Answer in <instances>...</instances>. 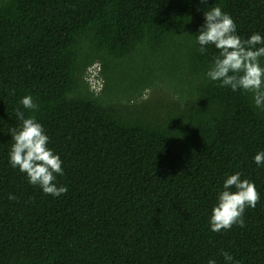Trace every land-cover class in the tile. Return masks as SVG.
Returning a JSON list of instances; mask_svg holds the SVG:
<instances>
[{"label": "trees", "instance_id": "obj_1", "mask_svg": "<svg viewBox=\"0 0 264 264\" xmlns=\"http://www.w3.org/2000/svg\"><path fill=\"white\" fill-rule=\"evenodd\" d=\"M215 6L241 39L264 37V0H0V264H264V111L206 76L218 52L193 37ZM17 108L43 126L66 194L10 166ZM236 172L260 200L244 228L213 232Z\"/></svg>", "mask_w": 264, "mask_h": 264}, {"label": "clouds", "instance_id": "obj_2", "mask_svg": "<svg viewBox=\"0 0 264 264\" xmlns=\"http://www.w3.org/2000/svg\"><path fill=\"white\" fill-rule=\"evenodd\" d=\"M207 4L208 0H200ZM204 24L194 38L199 45V51L205 52L208 46H214L218 54L206 73L212 82H219L220 87L230 88L232 91H242L250 94L254 106L264 111V66L260 59L264 57V37L259 33L248 39H241L237 34V26L231 16L218 6L204 11ZM187 34V33H186ZM85 78L91 91L98 94L101 80L100 70L94 66L88 69ZM22 109L38 111L39 106L31 96L20 100ZM15 114L20 121L18 129H11L12 147L9 152V163L13 169L26 174L29 183L38 186L46 195L59 197L67 193L66 186H57V176H62V161L59 155L48 148L49 137L43 126L34 117L25 118L24 111L17 108ZM254 162L264 165V151L258 152ZM235 188V191H231ZM10 200L16 197L9 195ZM260 200L255 184L248 179H241V173L236 172L228 176L223 183V190L217 197V204L210 216V229L220 233L228 231L233 226L245 227L243 215L246 208L254 209ZM227 264H233V257L222 252ZM208 264H216L209 259Z\"/></svg>", "mask_w": 264, "mask_h": 264}, {"label": "rangeland", "instance_id": "obj_3", "mask_svg": "<svg viewBox=\"0 0 264 264\" xmlns=\"http://www.w3.org/2000/svg\"><path fill=\"white\" fill-rule=\"evenodd\" d=\"M94 67L96 70H101V66L99 64L94 65ZM102 86H103V80L101 78V80L99 82V88H102ZM146 95H148V94H146ZM145 97H147V96H145Z\"/></svg>", "mask_w": 264, "mask_h": 264}]
</instances>
